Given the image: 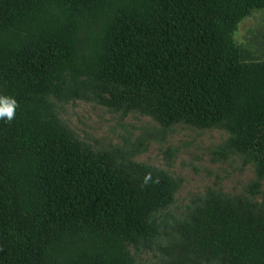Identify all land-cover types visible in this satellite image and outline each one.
Segmentation results:
<instances>
[{
    "label": "trees",
    "instance_id": "1",
    "mask_svg": "<svg viewBox=\"0 0 264 264\" xmlns=\"http://www.w3.org/2000/svg\"><path fill=\"white\" fill-rule=\"evenodd\" d=\"M253 10L264 0H0V97L16 101L0 118V264H133L173 201L168 174L134 164L130 180L51 98L221 126L264 176V59L234 39ZM160 250L159 264H264V206L210 191Z\"/></svg>",
    "mask_w": 264,
    "mask_h": 264
},
{
    "label": "rangeland",
    "instance_id": "2",
    "mask_svg": "<svg viewBox=\"0 0 264 264\" xmlns=\"http://www.w3.org/2000/svg\"><path fill=\"white\" fill-rule=\"evenodd\" d=\"M234 39L264 59V10H253L244 18ZM51 100L52 113L74 137L94 152H113L117 169L130 180L137 177L133 165L143 164L175 181L172 203L154 214L160 234L138 250L130 248L133 264H159L170 223L210 191L264 206V176L258 177L256 160L231 147L229 133L221 126L185 121L163 126L139 111H117L89 93L69 101Z\"/></svg>",
    "mask_w": 264,
    "mask_h": 264
},
{
    "label": "clouds",
    "instance_id": "3",
    "mask_svg": "<svg viewBox=\"0 0 264 264\" xmlns=\"http://www.w3.org/2000/svg\"><path fill=\"white\" fill-rule=\"evenodd\" d=\"M16 101L12 97H0V118H6L11 121L14 115ZM150 176L145 177V182Z\"/></svg>",
    "mask_w": 264,
    "mask_h": 264
}]
</instances>
